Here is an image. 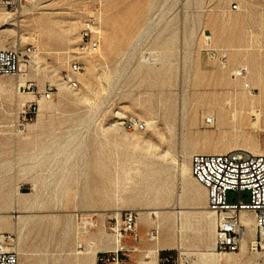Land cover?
Listing matches in <instances>:
<instances>
[{
    "label": "rangeland",
    "instance_id": "1",
    "mask_svg": "<svg viewBox=\"0 0 264 264\" xmlns=\"http://www.w3.org/2000/svg\"><path fill=\"white\" fill-rule=\"evenodd\" d=\"M88 16L100 46L78 56ZM208 34L225 67L203 51ZM27 45L33 61L0 77V232L15 236L19 264H96L115 247L106 219L124 212L138 214L137 240L119 245L124 264H264L253 226L237 253L213 252L204 190L180 173L194 146L264 151V0H24L0 10V50ZM239 67L249 90L231 76ZM123 117L144 129L121 128Z\"/></svg>",
    "mask_w": 264,
    "mask_h": 264
},
{
    "label": "built area",
    "instance_id": "2",
    "mask_svg": "<svg viewBox=\"0 0 264 264\" xmlns=\"http://www.w3.org/2000/svg\"><path fill=\"white\" fill-rule=\"evenodd\" d=\"M23 1L0 0V10L16 11L21 8ZM232 9L236 7L233 6ZM80 34V44L76 54L80 56L96 53L100 46V39L93 16L86 18ZM203 51L209 58L218 61L221 67L226 66V51L215 50L211 46L209 34L205 37ZM35 54L36 49L32 45L1 49L0 77H18L26 64L29 65L33 61ZM83 70L84 66L77 58L71 59L65 76L66 83H73L75 89L77 81L73 76L81 74ZM231 76L240 80L245 90H249L245 68H236L231 72ZM38 96L41 100L51 98L49 93ZM34 107L35 104L29 103L21 112L23 123L31 121L35 114ZM119 121L120 127L128 131L144 129V124L134 117H123ZM189 169L193 181L204 190L206 208L215 219L213 252L226 255L239 251L244 235V226L240 220L243 213L253 218L255 248L264 246V154L254 155L243 150L220 154L197 153L189 158ZM81 221L87 228L94 226L92 215H83ZM106 221L114 237L115 247L109 252L101 253L96 264H124L121 258L123 248L119 245L125 236H129L134 241L137 240L138 214L124 212L110 216ZM146 237L149 242H154L157 239V232L150 230ZM15 239L12 233L0 232V264H19ZM169 258V256L165 258V263L169 262Z\"/></svg>",
    "mask_w": 264,
    "mask_h": 264
},
{
    "label": "bare ground",
    "instance_id": "3",
    "mask_svg": "<svg viewBox=\"0 0 264 264\" xmlns=\"http://www.w3.org/2000/svg\"><path fill=\"white\" fill-rule=\"evenodd\" d=\"M15 47V46H12V48ZM37 55V54H36ZM36 55L34 56V58L36 57ZM152 57V56H151ZM142 61V60H141ZM27 67V66H26ZM23 69V67H22ZM24 70V69H23ZM22 70V72H23ZM68 86L71 88V89H74V85L73 83H67ZM22 85V83L20 84ZM43 109L42 105H40V111ZM194 151L195 153H202V154H220V153H226V152H229L231 151L229 148H223L221 150H209L205 147H200V146H194ZM249 149V148H248ZM246 152H249L251 154H254V155H262L264 154V151H259V150H255V149H249V150H244ZM178 162V161H177ZM178 165V164H177ZM190 169L188 170L186 165L183 164L180 168V173L181 175L184 177V176H191L190 175ZM192 178V177H191ZM151 212V211H150ZM145 212V211H142L140 213V216H141V221L142 222H147L149 219H150V215H155L157 216L160 211L157 210L155 212ZM14 214H17L14 217V220L16 222H18L19 218H20V213L16 210V207L14 208V211H13ZM177 214H182V215H185L184 212H182V210H177L176 212ZM26 215V214H25ZM40 215V214H39ZM203 215L205 216V218L207 219H210V218H213V214L208 211V212H203ZM177 216V215H176ZM240 220H241V223L242 225L244 226V235H243V239H242V243L244 242V238H247V237H252V226H253V229H254V225H253V218L248 215V214H241V217H240ZM157 253V252H156ZM215 254L214 253H209V254H202L200 256L201 258V261L203 263H208V262H212L215 258Z\"/></svg>",
    "mask_w": 264,
    "mask_h": 264
},
{
    "label": "crops",
    "instance_id": "4",
    "mask_svg": "<svg viewBox=\"0 0 264 264\" xmlns=\"http://www.w3.org/2000/svg\"><path fill=\"white\" fill-rule=\"evenodd\" d=\"M166 257H167L166 255H162V256H161V258H160V260H159L160 264H165V258H166Z\"/></svg>",
    "mask_w": 264,
    "mask_h": 264
}]
</instances>
